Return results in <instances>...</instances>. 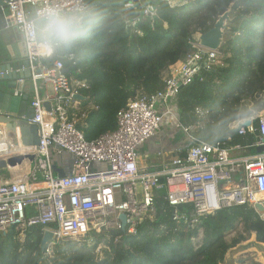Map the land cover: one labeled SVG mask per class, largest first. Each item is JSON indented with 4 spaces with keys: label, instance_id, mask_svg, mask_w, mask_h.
<instances>
[{
    "label": "trees",
    "instance_id": "1",
    "mask_svg": "<svg viewBox=\"0 0 264 264\" xmlns=\"http://www.w3.org/2000/svg\"><path fill=\"white\" fill-rule=\"evenodd\" d=\"M128 1L95 0L101 27L71 59H42L47 66L60 60L70 82L86 84L79 91L83 117L75 123L84 138L94 141L114 131L116 115L128 102L162 90V73L192 50L191 36L210 30L231 6L220 48L222 63L201 70L179 90L176 115L194 143L251 145L260 135L258 119L253 120L255 134L241 136L236 130L214 137L218 123L231 110L264 100V0H153L154 18L141 14L136 20L123 18ZM75 114L71 110L70 120ZM171 215L172 209L159 197L154 214L141 223L136 235L111 229L102 235L92 232L93 237L81 244L54 241L51 258L39 248L40 227L26 229L22 238L21 230L12 227L0 232V264H223L227 253L252 233L257 243L264 244L263 212L249 204L222 208L201 217L195 226L177 223ZM102 241L108 250L98 258L95 249Z\"/></svg>",
    "mask_w": 264,
    "mask_h": 264
},
{
    "label": "built area",
    "instance_id": "2",
    "mask_svg": "<svg viewBox=\"0 0 264 264\" xmlns=\"http://www.w3.org/2000/svg\"><path fill=\"white\" fill-rule=\"evenodd\" d=\"M1 2L7 6V27L20 34L37 0ZM124 10L153 19L156 7L148 0L142 6L129 0ZM189 45L192 50L184 60L162 73L164 88L128 102L116 115V129L94 141H87L69 118L79 103L74 95L86 84L70 82L60 60L47 66L42 62L47 58L33 56L25 49L35 96L30 102L33 117L22 121L25 126L37 128L38 145L30 147L28 155L34 156L43 179L0 180V232L12 227L21 231L40 227L42 232H52L54 241L73 240L81 235L85 238L93 228L121 231L119 216L123 214L126 224L122 232L136 235L141 223L154 214L159 197L172 209V220L190 226L222 208L244 204L255 208L260 204L264 210V150L256 152L264 146V110L255 118L259 120L260 135L249 146L194 143L195 139L183 129L193 142L184 155L153 172L138 165L139 148L159 132L164 116L176 114L179 90L191 84L201 70L222 63L220 49L204 48L193 41ZM40 80L50 82L53 88L49 110L44 107L47 101L38 95ZM24 84V79L17 80L14 95L22 92ZM4 130L7 126L0 125V144L22 146L18 127L8 135H3ZM255 132L253 121L238 129L241 136ZM249 148L255 153L244 154ZM63 153L72 157V164L63 177H58L53 173L52 156ZM180 207H184L181 213Z\"/></svg>",
    "mask_w": 264,
    "mask_h": 264
},
{
    "label": "clouds",
    "instance_id": "3",
    "mask_svg": "<svg viewBox=\"0 0 264 264\" xmlns=\"http://www.w3.org/2000/svg\"><path fill=\"white\" fill-rule=\"evenodd\" d=\"M102 24L95 0H37L20 28L25 49L39 58L71 59ZM260 104L246 102L218 123L215 139L225 137L261 114Z\"/></svg>",
    "mask_w": 264,
    "mask_h": 264
},
{
    "label": "crops",
    "instance_id": "4",
    "mask_svg": "<svg viewBox=\"0 0 264 264\" xmlns=\"http://www.w3.org/2000/svg\"><path fill=\"white\" fill-rule=\"evenodd\" d=\"M1 42L4 53L8 58L26 57L25 48L20 39V34L16 32L12 27H6V29L3 31ZM38 82L37 88L39 97L47 101L46 103H49L52 106L51 99L54 96L52 85L48 81L40 80ZM18 96L28 97L29 103L33 100L35 93L30 81H27L24 84L22 92L19 93ZM81 101L83 100H80L73 109V111L76 112L75 116L73 117V121L75 123L79 122L83 117V114L80 113ZM168 116H164L163 118H171L170 121L164 122L159 132L154 137L149 139L138 150V165L144 171L153 172L160 170L161 168L166 166L167 163L171 161V159L184 155L187 150L193 145V142L188 139V137L183 132V129L180 127L177 115L174 114V116ZM12 132L13 131L10 129H8L7 131L4 130L3 135H8ZM18 147H21V145H18ZM6 153L7 145L0 144V157L5 155ZM26 154L28 155L29 153H25V155ZM244 154L250 155L248 151ZM23 156L24 155L13 154L0 158V180L15 181L23 178H30L35 180L43 179L42 172L36 169L35 161L30 162V160L26 158L27 156ZM14 157H17L20 160L14 161ZM22 163L26 164V166L24 165L22 169L19 170L18 168H20ZM52 163L53 167L56 166L58 169L64 171V173H67L72 164V157L67 153H63L61 155H53ZM54 174L56 175V173ZM237 179H239L238 176Z\"/></svg>",
    "mask_w": 264,
    "mask_h": 264
},
{
    "label": "water",
    "instance_id": "5",
    "mask_svg": "<svg viewBox=\"0 0 264 264\" xmlns=\"http://www.w3.org/2000/svg\"><path fill=\"white\" fill-rule=\"evenodd\" d=\"M150 5L155 6V1H149ZM135 3L140 6L138 0ZM231 12V6L228 10L220 15L215 21L213 27L205 33H195L191 36V40L196 42L199 46L208 48L211 50H219L224 42V33L226 29V22L230 20L229 15ZM132 18L136 20L139 17L138 13L134 10H130L127 13V17L124 15L123 18ZM9 24V19L7 17V6H5L0 0V125H6L7 129L15 130L18 127L19 136L21 143L24 147L30 148L38 145V131L35 126H25L22 118H32L33 109L28 102V97L26 96H16L14 95V90L16 88V82L18 79H24L25 83L30 79V70L28 68V61L26 57L23 58H8L1 45L2 33ZM128 30V27H127ZM64 72V71H63ZM75 100H84V98L76 94L74 95ZM44 107L49 110L51 105L49 103H44ZM251 122L244 124V126L250 125ZM264 150V146L258 147L256 149L257 153H261ZM30 162L34 161L33 155H28L26 157ZM13 160L19 161L20 159L14 157ZM12 160V161H13ZM53 172L56 173L58 177H63L65 175L64 171L58 169L56 166L53 167ZM255 208L259 212H263V206L256 204ZM119 220L121 221V231H124L126 224L125 215H120ZM30 232L34 230V227L28 228ZM54 242L53 233L50 231H44L39 248L44 251L47 245ZM262 248L264 244L258 243Z\"/></svg>",
    "mask_w": 264,
    "mask_h": 264
},
{
    "label": "rangeland",
    "instance_id": "6",
    "mask_svg": "<svg viewBox=\"0 0 264 264\" xmlns=\"http://www.w3.org/2000/svg\"><path fill=\"white\" fill-rule=\"evenodd\" d=\"M138 1H139V3L141 1L140 6L144 5V0H138ZM124 14L127 17V13L125 12V10H124ZM226 24H227V22H226ZM168 117L167 118L165 117L161 120L160 128L163 126L164 122L170 121L171 118H168ZM97 167H98V165H94V168H97ZM99 168L105 169L104 166H99ZM178 211H179V213H181L180 209ZM262 218L264 219V212H263ZM92 230H94V231H92ZM92 232H94L95 234L102 235L103 233L106 232V230L102 229L101 231H98V230L93 228L89 231V233L87 234V236L85 238L84 237L78 238L79 236H77L73 240L75 242H77V244H81L82 241H84L85 239L89 238V240H90V238L93 237ZM232 235H233L232 233L229 234V236H227V239L229 240L232 237ZM251 235H250L249 240L241 243L240 245L231 249L227 253L223 264H261L257 258H258V254H264V248H262L260 245H258V243H256V240L251 241ZM20 236H21V238L24 236V231H21ZM201 237H202V234L200 231L199 235L195 241L198 242L199 239H201ZM107 240H108V238H107ZM64 241H68V240H64ZM88 243L91 244L92 242L88 241ZM45 249H46V250H44L45 255H47L49 258H51L53 256L54 244L51 243V244L47 245V247ZM107 250H108L107 245L105 244L104 241H102L97 245V247L95 249V254L98 258H103L104 257L103 251H107Z\"/></svg>",
    "mask_w": 264,
    "mask_h": 264
},
{
    "label": "bare ground",
    "instance_id": "7",
    "mask_svg": "<svg viewBox=\"0 0 264 264\" xmlns=\"http://www.w3.org/2000/svg\"><path fill=\"white\" fill-rule=\"evenodd\" d=\"M6 144V143H5ZM7 145V144H6ZM9 148V146H7V153L5 154V155H3V156H1L0 158H2V157H5V156H8V155H13V154H16V155H24V156H26L25 155V153H30L31 151H32V149L31 148H25V147H23V146H21V147H17V146H15V145H11L10 146V148ZM23 156V157H24ZM24 159V158H23ZM25 163V162H24ZM24 163H22L21 164V166H20V168H18L19 170L20 169H22V167L25 165L26 166V164H24ZM81 237H83V235H81V236H79L78 238H81ZM255 236H254V234L252 233V235H251V241H254L255 240V238H254ZM257 243V242H256ZM258 260H259V262L261 263V264H264V254H258V258H257Z\"/></svg>",
    "mask_w": 264,
    "mask_h": 264
}]
</instances>
